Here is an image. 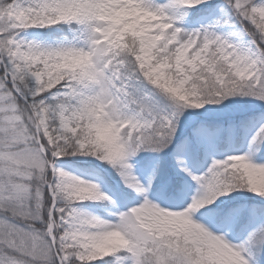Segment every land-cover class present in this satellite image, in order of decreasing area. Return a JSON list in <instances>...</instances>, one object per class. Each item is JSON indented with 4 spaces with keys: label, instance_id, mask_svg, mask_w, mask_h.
Listing matches in <instances>:
<instances>
[{
    "label": "snow or ice",
    "instance_id": "obj_1",
    "mask_svg": "<svg viewBox=\"0 0 264 264\" xmlns=\"http://www.w3.org/2000/svg\"><path fill=\"white\" fill-rule=\"evenodd\" d=\"M0 264H264V0H0Z\"/></svg>",
    "mask_w": 264,
    "mask_h": 264
}]
</instances>
